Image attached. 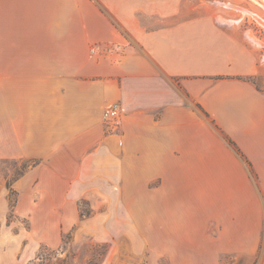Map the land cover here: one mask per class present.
<instances>
[{"label": "crops", "instance_id": "1", "mask_svg": "<svg viewBox=\"0 0 264 264\" xmlns=\"http://www.w3.org/2000/svg\"><path fill=\"white\" fill-rule=\"evenodd\" d=\"M228 4L239 0H0L2 152L83 161L102 144L135 160L216 161L251 209L239 240H260L264 92L241 78L257 54ZM109 105L119 125L103 118ZM21 243L1 228L0 264Z\"/></svg>", "mask_w": 264, "mask_h": 264}, {"label": "rangeland", "instance_id": "2", "mask_svg": "<svg viewBox=\"0 0 264 264\" xmlns=\"http://www.w3.org/2000/svg\"><path fill=\"white\" fill-rule=\"evenodd\" d=\"M227 6L250 28L257 54L256 72L241 78L264 92V7ZM97 148L103 153L82 161L16 159L0 147V229L22 237L10 264H264V225L260 240H239L253 228L239 212L251 209L239 206L234 177L214 176L216 161L151 162ZM261 202L262 222L264 193Z\"/></svg>", "mask_w": 264, "mask_h": 264}, {"label": "built area", "instance_id": "3", "mask_svg": "<svg viewBox=\"0 0 264 264\" xmlns=\"http://www.w3.org/2000/svg\"><path fill=\"white\" fill-rule=\"evenodd\" d=\"M120 117L121 108L119 105H109L103 110V118L114 125H119Z\"/></svg>", "mask_w": 264, "mask_h": 264}, {"label": "bare ground", "instance_id": "4", "mask_svg": "<svg viewBox=\"0 0 264 264\" xmlns=\"http://www.w3.org/2000/svg\"><path fill=\"white\" fill-rule=\"evenodd\" d=\"M253 1L259 3L261 6L264 7V0H253Z\"/></svg>", "mask_w": 264, "mask_h": 264}, {"label": "trees", "instance_id": "5", "mask_svg": "<svg viewBox=\"0 0 264 264\" xmlns=\"http://www.w3.org/2000/svg\"><path fill=\"white\" fill-rule=\"evenodd\" d=\"M83 215V214H82Z\"/></svg>", "mask_w": 264, "mask_h": 264}]
</instances>
